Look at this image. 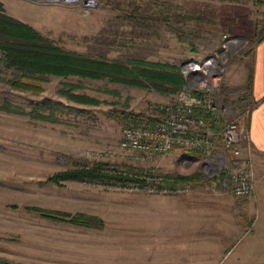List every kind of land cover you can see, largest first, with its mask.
I'll return each mask as SVG.
<instances>
[{
	"label": "rangeland",
	"instance_id": "rangeland-1",
	"mask_svg": "<svg viewBox=\"0 0 264 264\" xmlns=\"http://www.w3.org/2000/svg\"><path fill=\"white\" fill-rule=\"evenodd\" d=\"M82 1L0 3L7 15L28 21L57 46L107 60L176 65L218 51L222 34L240 38V49L229 54L224 92L243 79L249 38L264 28V7L254 0ZM75 81L48 76L35 95L0 84V104L7 100L27 112L50 98L72 108L56 110L49 120L0 110V257L22 264H264V203L255 191L235 198L218 175L204 172V186L175 194L131 189L128 182L47 181L87 157L139 178L204 170L200 163L181 165L178 157L186 153L181 149L144 162L131 161L116 149L126 123L118 111L142 113L145 104L171 94L82 80L73 91L100 101L82 105L56 93L62 82ZM102 87L118 94L104 93ZM27 207L92 215L102 225L76 226L66 216L51 219Z\"/></svg>",
	"mask_w": 264,
	"mask_h": 264
},
{
	"label": "built area",
	"instance_id": "built-area-1",
	"mask_svg": "<svg viewBox=\"0 0 264 264\" xmlns=\"http://www.w3.org/2000/svg\"><path fill=\"white\" fill-rule=\"evenodd\" d=\"M242 42L240 38L222 34L218 51L202 57H187L176 64L182 82L171 97L145 104L142 113L118 111L126 123L121 128L116 149L134 162L148 161L153 155L163 156L172 149L194 150L199 156L180 154L181 165L194 167L200 163L203 172L221 174L232 196L249 197L254 191L253 163L248 154L247 132L238 126V120L250 110L246 105V90L243 87L226 92L221 89L230 55L240 49ZM87 159L84 167L96 158ZM103 171L123 174L109 166ZM186 174L189 173L180 175ZM139 179L129 182L133 183L131 189L175 194L187 193L190 188L188 183H178L159 173Z\"/></svg>",
	"mask_w": 264,
	"mask_h": 264
},
{
	"label": "trees",
	"instance_id": "trees-1",
	"mask_svg": "<svg viewBox=\"0 0 264 264\" xmlns=\"http://www.w3.org/2000/svg\"><path fill=\"white\" fill-rule=\"evenodd\" d=\"M254 2L256 5L264 7V0H254ZM262 38H264V28L254 32L249 38V43H256ZM48 76L76 78V81L72 83L62 82L56 93L68 101L82 105H98L100 103L94 97L73 91L82 87V80L106 81L130 87L148 88L161 94L175 93L182 82L174 64L140 59L107 60L90 54L65 50L28 24L7 15L0 3V84L12 91L28 92L35 95L42 91L40 84L47 82ZM101 90L114 96L118 94L115 89L102 87ZM60 108L72 110L63 102L50 98L41 99L27 112L7 100L0 104V110L26 114L40 120L51 119L53 113ZM40 110H46L47 114H43ZM183 151L195 157L199 156L194 150ZM84 160L81 159V163H78L77 166L52 173L46 180L57 185L66 180H108L119 185L140 180L135 175L105 173L103 171L105 163L101 161H93L90 166L84 167ZM164 176L174 178L178 183H188L191 188L202 187L208 181L205 173L200 169L186 175L166 173ZM27 209L39 212L41 216L51 219L60 215L62 221L65 220H63V216H66L67 222L76 226L100 228L102 225L99 218L83 213L70 215L66 212H50L36 207H27ZM0 264L22 263L0 257Z\"/></svg>",
	"mask_w": 264,
	"mask_h": 264
},
{
	"label": "crops",
	"instance_id": "crops-1",
	"mask_svg": "<svg viewBox=\"0 0 264 264\" xmlns=\"http://www.w3.org/2000/svg\"><path fill=\"white\" fill-rule=\"evenodd\" d=\"M18 2L34 4L33 0ZM13 17L29 25L23 18ZM247 56V70H244L243 79L237 82L236 87L245 88L246 105L250 110L245 119L238 120V126L247 132L248 154L254 171V191L259 202L264 203V38L248 45Z\"/></svg>",
	"mask_w": 264,
	"mask_h": 264
},
{
	"label": "water",
	"instance_id": "water-1",
	"mask_svg": "<svg viewBox=\"0 0 264 264\" xmlns=\"http://www.w3.org/2000/svg\"><path fill=\"white\" fill-rule=\"evenodd\" d=\"M45 1H55V0H45ZM82 3L83 4H86L87 3V0H83Z\"/></svg>",
	"mask_w": 264,
	"mask_h": 264
}]
</instances>
